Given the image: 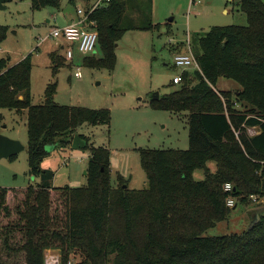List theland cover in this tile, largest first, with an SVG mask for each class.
<instances>
[{
	"label": "trees",
	"instance_id": "16d2710c",
	"mask_svg": "<svg viewBox=\"0 0 264 264\" xmlns=\"http://www.w3.org/2000/svg\"><path fill=\"white\" fill-rule=\"evenodd\" d=\"M142 1L109 0L93 11L103 56H86L85 65L114 70L116 43L128 30L159 27L134 24L131 16L140 13ZM233 1L248 24L212 26L194 53L200 69L183 71L178 88L152 98L156 109L188 113L190 147L142 149L148 178L143 189L129 188L123 177L112 186L111 151L102 146L92 148L87 185L47 183L53 174L40 163L49 151L70 146L76 134L88 148L89 138L80 128L109 124L111 110L58 103L57 81L48 84L44 101L34 104L32 54L14 65L0 58V108L27 113L30 173L42 179L26 188L0 187V222L8 230L0 239L2 248L23 253L24 264H45L48 249L60 251L62 264H264V211L242 233L204 236L228 219L229 196L242 203L264 197V0ZM92 2L87 0L85 8ZM31 3L33 9L61 5L60 0ZM7 32L8 26L0 24V41ZM61 57L51 54L54 77ZM221 77L241 88L218 90ZM249 127L260 131L251 135ZM198 169H204V179L194 178ZM228 182L231 192L224 190ZM16 232L22 238L16 239Z\"/></svg>",
	"mask_w": 264,
	"mask_h": 264
},
{
	"label": "rangeland",
	"instance_id": "374dc122",
	"mask_svg": "<svg viewBox=\"0 0 264 264\" xmlns=\"http://www.w3.org/2000/svg\"><path fill=\"white\" fill-rule=\"evenodd\" d=\"M60 2V7L40 9H33L31 0L6 2L5 8L0 9V24L8 26L6 38L0 41V58L11 57L15 63L32 54L34 104L42 103L48 84L57 81L55 100L58 103L109 108L111 119L109 124H84L80 128L79 132L89 138L86 149H75L72 145L52 148L40 163L42 170L53 174L46 182H54L57 187L87 185L86 172L92 148L102 146L111 151L113 187H118L120 177H123L129 188H146L148 178L140 161L142 149L190 147L188 113L156 109L151 105L157 93L162 96L179 86V83H173V78L183 69L175 64V53L189 52V49L196 53L198 39L212 26L247 25V16L233 0H143L140 13L131 16L134 24L153 22L159 27L128 30L116 43L114 70L85 65L86 56L75 47V58L70 61L61 57L62 67L54 77L51 54L58 52L63 56V43L48 34L55 26L63 27L73 22L77 18V7H86L87 0ZM88 56L100 58L103 53L97 47L95 54ZM78 66L83 72L81 79L73 76ZM238 86L235 80L227 77L219 78L216 84L218 90L231 92ZM237 108L242 109V106L238 104ZM0 133L24 145L15 158H0V187L26 188L41 182L40 176L30 173L27 113L0 108ZM208 166L212 171L216 170L214 161ZM204 177V169L195 171V179ZM236 204L228 219L208 229L204 236L242 233L251 226L255 215L264 211V197H253L247 203L237 200ZM4 225L0 222L2 240L8 231ZM21 236V232H16V239ZM48 252L46 250L45 254ZM50 252L58 255V264H62L60 251L52 249ZM69 259L80 260V257ZM0 263L24 264V254L1 245Z\"/></svg>",
	"mask_w": 264,
	"mask_h": 264
},
{
	"label": "built area",
	"instance_id": "2783aa9c",
	"mask_svg": "<svg viewBox=\"0 0 264 264\" xmlns=\"http://www.w3.org/2000/svg\"><path fill=\"white\" fill-rule=\"evenodd\" d=\"M109 0H94L90 8H77V18L73 22L63 26H55L48 34L50 37L62 42L63 55L66 60L72 61L75 58V47L84 56L93 55L96 52L99 42V32L97 23L91 18L93 11L108 3ZM47 35V36H48ZM175 64L183 69H200L195 54L189 49V52H176L174 55ZM183 73V72H182ZM182 73L173 78V82L178 84L182 81ZM73 76L77 79L83 77L82 68L76 67ZM257 127H249V134H256ZM234 189L233 184L228 182L224 185V190L231 192ZM257 198V197H256ZM227 206L233 208L236 206V198L229 196ZM50 257V258H49ZM59 256L49 252L46 255L45 264H58ZM68 264H77L75 261H69Z\"/></svg>",
	"mask_w": 264,
	"mask_h": 264
},
{
	"label": "water",
	"instance_id": "95a60500",
	"mask_svg": "<svg viewBox=\"0 0 264 264\" xmlns=\"http://www.w3.org/2000/svg\"><path fill=\"white\" fill-rule=\"evenodd\" d=\"M8 1L10 0H0V9H4L5 3ZM159 97H160L159 93H157L154 96L155 99H158ZM71 145L75 149L85 148L87 145V141L84 138H82L80 134H76L72 140ZM23 149H24V145L19 140L8 137L0 133V158H11L12 156L17 155ZM50 149L51 148H48V150ZM260 220H261V214L258 213L255 215V219L253 220L251 225H255Z\"/></svg>",
	"mask_w": 264,
	"mask_h": 264
},
{
	"label": "crops",
	"instance_id": "0c3cea01",
	"mask_svg": "<svg viewBox=\"0 0 264 264\" xmlns=\"http://www.w3.org/2000/svg\"><path fill=\"white\" fill-rule=\"evenodd\" d=\"M230 1H232V0H230ZM77 8H78V7H77ZM23 58H24V57H23ZM23 58H22V59H23ZM9 59H10V64H11V65H14V64L18 63V62H15V63H14V62L11 60V57H9ZM22 59H21V60H22ZM21 60H20V61H21ZM31 77H32V75H31ZM240 88H241V86H238V87H237V89H240ZM56 95H57V93H56ZM55 98H56V96H55ZM256 131H257V133H259V131H260L259 128H256ZM53 185L55 186L54 182H53ZM51 250H52V249H48L47 251L50 252ZM54 250H55V249H54ZM49 252H48V253H49ZM48 253H47V254H48Z\"/></svg>",
	"mask_w": 264,
	"mask_h": 264
},
{
	"label": "bare ground",
	"instance_id": "6f19581e",
	"mask_svg": "<svg viewBox=\"0 0 264 264\" xmlns=\"http://www.w3.org/2000/svg\"><path fill=\"white\" fill-rule=\"evenodd\" d=\"M50 258V257H49Z\"/></svg>",
	"mask_w": 264,
	"mask_h": 264
}]
</instances>
